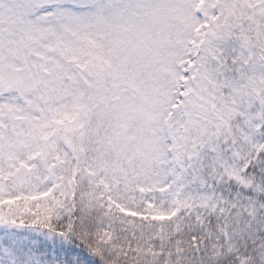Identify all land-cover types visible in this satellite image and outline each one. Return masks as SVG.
I'll return each mask as SVG.
<instances>
[{"label": "snow or ice", "instance_id": "snow-or-ice-1", "mask_svg": "<svg viewBox=\"0 0 264 264\" xmlns=\"http://www.w3.org/2000/svg\"><path fill=\"white\" fill-rule=\"evenodd\" d=\"M0 264H264V0H0Z\"/></svg>", "mask_w": 264, "mask_h": 264}]
</instances>
